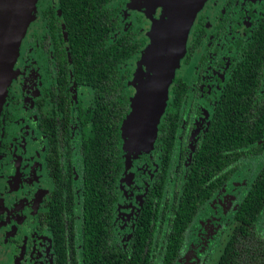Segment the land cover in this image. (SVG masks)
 I'll return each instance as SVG.
<instances>
[{
    "label": "flooded vegetation",
    "instance_id": "1",
    "mask_svg": "<svg viewBox=\"0 0 264 264\" xmlns=\"http://www.w3.org/2000/svg\"><path fill=\"white\" fill-rule=\"evenodd\" d=\"M128 1L107 5H122L105 29L107 34L115 30V38L108 39L103 26L110 17L103 16L104 7L96 0H83L80 6L73 0L36 3L0 112V264H73V237L63 236L61 226L71 216L82 221L89 169L113 177L99 186L107 198L101 216L109 221L115 249H126L135 230L153 219L143 247L147 264H264V203L252 222L239 215L250 212L243 204L252 180L261 174L264 149L246 156V147H218L202 164L208 173L195 182L202 189L189 198L184 189L193 153L220 115L217 106L227 83L240 88L248 113L263 106L264 0L205 1L179 64L192 62L194 79L187 81L177 68L152 148L139 153L123 148L122 124L133 97L127 88L136 92L133 73L123 68L139 56L149 36L142 24L146 14L122 25L131 13ZM118 25L143 44L131 60L117 66L116 92L103 96L84 69L95 44L101 48L104 38H118ZM120 77L129 106L121 121ZM175 78L186 84L187 93L169 154L163 132L171 122L173 110L167 106ZM237 151L239 157L232 161ZM164 171L166 186L150 196ZM175 217L179 234L171 245L173 256L165 260Z\"/></svg>",
    "mask_w": 264,
    "mask_h": 264
},
{
    "label": "trees",
    "instance_id": "2",
    "mask_svg": "<svg viewBox=\"0 0 264 264\" xmlns=\"http://www.w3.org/2000/svg\"><path fill=\"white\" fill-rule=\"evenodd\" d=\"M73 1L75 5L80 6L83 0L81 2L79 0ZM111 1L112 0H96L97 3L102 4L104 7L103 16L110 17L104 20L105 23L103 26V35H108L107 39L109 37L115 38L112 37V31L115 30L109 29L107 34L105 29L108 27V24L112 23L111 18L122 6L120 5L119 8L116 7L118 5L114 7L107 6ZM119 30L121 32L115 41H108L104 38V42L100 45L101 48L97 46V44L94 45V52L89 53L91 59H88V65L84 69L87 77L94 80L95 85L103 96L116 92L117 83L115 80L117 79V66L123 65L127 60H131L136 53L139 52L143 44L135 38L134 34L130 33L128 30L124 31L121 25ZM99 79H101V82H99ZM122 85L123 80L122 77H120L118 83L120 100H122V103L119 105L120 121L129 110L128 97L121 95L123 92ZM101 87L103 88V92ZM171 90L173 98L172 102L168 104L167 107L168 110L171 109L173 112L168 113V110L166 111L168 113V118L169 115L171 117V122H168V125L166 124V128L163 132V136H167L166 146L164 148L169 154L172 152L171 147L173 148L174 136L179 130V124L176 119L179 109L186 99L187 86L185 83L175 78ZM217 111L220 112V115H216L215 121H213L214 123H212L211 129L206 133L202 144L197 147L196 151L193 153V163L190 166L191 169L189 170L188 179L185 182L184 188L186 197L188 198L191 196L193 197V193L197 191V188L202 189V186L196 185L195 182L199 180L201 175L208 173V168L202 164L208 161L209 155L218 147L219 149L228 145L232 146L234 149L246 147V156L258 154L259 151L264 149V103L260 110L250 109V113H248L244 105V98L240 88H235L229 81L219 99ZM259 116L261 122H258ZM101 144L104 150L103 156H106L105 150L108 145L105 142ZM95 145H97L96 142ZM239 154L240 153L237 151L232 161L234 158L237 159ZM216 157H218V155ZM93 166L94 165L90 164L89 168ZM223 168L222 170H224ZM235 169L236 167H233V171ZM104 173L105 174H99L98 171L94 169H89L88 171L85 193L81 205V223H76L73 216L70 217L69 221L62 222L61 229L63 236L65 233H70L73 237V264H147L144 259L143 247L146 235L149 233L150 229L151 232H153L154 220L149 219L145 223L144 228L139 227L135 230L134 239L128 244L126 249H115L112 242H110L113 238H111L110 230L108 229L109 221L106 219L105 215L101 216L100 212V208L103 203H106L107 198L104 188L101 190V186L99 185L102 181L110 183L113 180L110 173L107 171H104ZM165 179L166 173L164 171L161 177H157L154 188L151 189L150 196L153 197L157 195L159 190L166 186ZM153 191L157 192L154 193ZM246 198L247 201L244 202L243 206L244 208H248L247 205H249L250 212L241 211L239 215L249 218L247 221L252 222L264 203V162H262L261 174L257 175L252 180ZM69 208H72V206ZM153 211H155V209H153ZM179 222V218H173V227L168 234V236H170V244L165 253V260L173 256L171 245L174 238L178 237ZM185 222L187 223V221ZM66 225H68L67 229Z\"/></svg>",
    "mask_w": 264,
    "mask_h": 264
},
{
    "label": "water",
    "instance_id": "3",
    "mask_svg": "<svg viewBox=\"0 0 264 264\" xmlns=\"http://www.w3.org/2000/svg\"><path fill=\"white\" fill-rule=\"evenodd\" d=\"M206 0H130V8H146L151 16L160 8L147 35L150 44L143 51L132 81L136 92L131 111L122 124L123 148L148 151L168 99L169 87L186 53L190 29ZM37 0H0V112L13 76L19 45L33 20Z\"/></svg>",
    "mask_w": 264,
    "mask_h": 264
},
{
    "label": "rangeland",
    "instance_id": "4",
    "mask_svg": "<svg viewBox=\"0 0 264 264\" xmlns=\"http://www.w3.org/2000/svg\"><path fill=\"white\" fill-rule=\"evenodd\" d=\"M38 1V0H37ZM122 1H124V0H122ZM128 1V0H127ZM130 2V0L128 1V3ZM37 3V2H36ZM114 4H115V2H114ZM128 12H131V13H129L128 14V18L127 19H124L125 21L124 22H122V25H124L125 24V22H128V23H133L134 21H135V16L136 15H142V13L143 14H146V9L144 8V7H140V8H130V9H128L127 10ZM160 14H161V10L159 9V8H156V10H155V12L151 15V16H147V14H146V17H147V20L145 21V20H143V25H144V33L145 32H149V30H150V28H151V25H152V21L153 20H156V19H158L159 18V16H160ZM34 17H35V13H34V15H33V19H34ZM142 17V16H141ZM27 31V30H26ZM26 33V32H25ZM144 33H141L140 34V38L141 37H143L145 34ZM147 36V35H146ZM25 37V34H24V36H23V38ZM23 38H22V40H23ZM22 40H21V43H22ZM21 43H20V45H19V51H20V46H21ZM150 44V41H149V37H148V43L146 44V46L143 48V50H142V52L139 54V56L137 57V58H135L134 60H131L128 64H127V66L125 67V68H123V69H128L129 70V72H130V74L132 75V73H133V80H135V74L137 73V71H138V68H139V62H140V59H141V56H142V53H143V51L147 48V46ZM19 51H18V55H19ZM18 55H17V57H18ZM17 59V58H16ZM183 59V58H182ZM16 62V61H15ZM15 64V63H14ZM179 68V67H178ZM13 70H14V68H13ZM135 73V74H134ZM177 74L178 75H180V76H182L184 79H186L187 81L188 80H193L194 79V76H195V72H194V69H193V67H192V62L190 63V64H182L181 66H180V68L178 69V71H177ZM130 79H132V77L130 78ZM132 85H133V83H132ZM127 91L129 92V93H131V94H133V96H134V89H133V87H131V85L127 88ZM193 97H194V94H193ZM196 99V98H195ZM195 99H193V100H195ZM157 128H158V125H157ZM154 141H155V139H154ZM154 143V142H153ZM152 148V147H151ZM149 150V149H148ZM145 151V150H144ZM128 153H130V152H132V151H127ZM139 152H143L142 150L141 151H139ZM138 152V153H139ZM137 153V152H136ZM263 222H264V217H263ZM263 225H264V223H263Z\"/></svg>",
    "mask_w": 264,
    "mask_h": 264
}]
</instances>
